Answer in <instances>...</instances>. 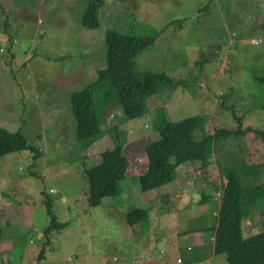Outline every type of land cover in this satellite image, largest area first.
Listing matches in <instances>:
<instances>
[{
    "label": "rangeland",
    "instance_id": "obj_1",
    "mask_svg": "<svg viewBox=\"0 0 264 264\" xmlns=\"http://www.w3.org/2000/svg\"><path fill=\"white\" fill-rule=\"evenodd\" d=\"M88 1L0 0V127L20 131L39 152L37 159L28 150L0 157V211L5 214L0 264H35L42 246L38 264H171L145 253L146 237L153 252L187 264L195 251L186 250L184 240L192 244L195 238L178 232L216 218L226 166L252 165L257 175L244 177V185L264 182V139L252 131L220 139L212 145L207 167L182 164L176 178L147 191L137 181L147 169L144 149L159 137L161 112L168 120L202 114L206 133L234 130L235 112L242 128L264 133V0H103L99 25L92 28L81 23ZM110 27L156 32L135 55L134 69L163 72L183 83L173 88L160 83L144 99L143 114L129 120L114 97L95 93L104 133L96 145H88L75 137L68 95L95 81L106 67L104 35ZM113 133L128 163L125 176L117 195L91 206L84 170L113 147ZM205 196L207 204L201 205ZM46 197L56 219L65 222L50 231L47 243L42 232L48 222ZM10 204L16 212L18 206L28 208L20 222L10 220ZM134 207L145 208L147 215L130 225L125 214ZM246 208L244 237L264 228V195ZM193 211L203 215L181 219ZM203 231L210 237L213 229ZM174 235L184 243L178 252L168 242ZM217 255L197 264H227L225 253Z\"/></svg>",
    "mask_w": 264,
    "mask_h": 264
},
{
    "label": "trees",
    "instance_id": "obj_2",
    "mask_svg": "<svg viewBox=\"0 0 264 264\" xmlns=\"http://www.w3.org/2000/svg\"><path fill=\"white\" fill-rule=\"evenodd\" d=\"M102 5L103 0H89L82 14L81 23L90 28L98 26ZM155 35L156 32L138 34L121 31L117 27L106 29L104 35L106 67L98 70V78L95 81L81 89L71 91L68 95L70 111L75 120L77 141H85L86 144L93 145L104 133L96 111L94 96L97 95L99 98L103 92V97H114L120 105L124 118L129 120L143 114L144 99L156 93L160 83L172 88L183 83L169 78L163 72H138L134 69L135 55L153 42ZM232 114L238 122L234 130L218 128L214 133H206L203 131L205 117L202 114L187 116L180 120H168L161 112L157 123L159 137L147 144L144 149L147 169L137 176L142 191L160 188L172 181L176 178V170L182 164L199 163L201 168L207 167L211 162L212 145L220 139L238 137L248 131L264 139L261 130L250 126L242 128L241 117L236 116L235 112ZM194 131H197L195 136ZM198 133L200 135L196 137ZM112 139L114 145L101 153V162L84 170L88 182L86 197L91 206L98 205L103 197L119 193L118 184L124 178L128 166L116 133H113ZM26 150L35 153L33 158L37 159L39 152L27 144L23 133L0 127V157ZM262 168L264 169V153ZM248 174L257 175L252 165L240 164L237 168L226 166L224 169L226 183L219 190L217 216L209 226L213 229V253L215 255L225 253L227 264H264V228L246 237L242 234L241 221L247 212L246 207L255 204L264 195V182L244 185L243 178ZM206 197L208 196L202 198L204 202L200 204L206 203L208 200ZM43 203L48 222L42 232L47 243L50 231L63 228L65 222L56 219L48 197ZM146 215L145 208H131L125 214L126 223L131 225L139 222ZM1 239L0 228V241ZM44 253L45 248L42 246L35 264L44 258Z\"/></svg>",
    "mask_w": 264,
    "mask_h": 264
},
{
    "label": "crops",
    "instance_id": "obj_3",
    "mask_svg": "<svg viewBox=\"0 0 264 264\" xmlns=\"http://www.w3.org/2000/svg\"><path fill=\"white\" fill-rule=\"evenodd\" d=\"M99 139H97V141L93 145H96V143H98ZM99 162H100V160H99ZM124 176H125V174H124ZM162 195L166 197V196H168V193L164 192ZM209 203L210 202H208V204ZM205 204H207V203H205ZM205 204H201V205H205ZM217 204H218V202H217ZM12 205L13 204L8 205L10 220L13 218V220L20 222L22 213L25 210H28V208L24 209L23 207L18 206V209H20V211L16 212L14 209H11ZM15 208L17 210V204H15ZM29 209L33 210L32 207H30ZM213 209H215V208H213ZM197 214H198L197 217H201L203 215V213H199V211H193L191 213H188L187 216H185V217L183 216L181 219L186 220V218H190V217L193 218ZM16 215H19L20 217L18 218ZM4 216H5V214L2 211H0V225L1 226H3V223H4L1 221ZM202 220H203L202 222H204V223H198V225H195L192 227H190V226L186 227L185 226V227H183V229L181 228L180 231L178 232L181 235V237H184V239L186 237H188V235H190V234L194 235V238H195V240H191L192 244L189 243V240H187V239L184 240V243H186V250L195 251L194 252L195 254H192V253L190 254V256L188 258L189 262L187 264L203 263L211 255H214L213 254V231L210 234V237H209L208 233H204V231H203V230H208L209 226L214 222V217L212 219L213 222H211V221L208 222L207 219H205V218ZM10 224H12V223H10ZM22 224L24 225L23 222H22ZM5 225H9V224H5ZM184 225H186V224L184 223ZM1 226H0V228H1ZM207 226H208V228H206ZM150 234H151V232H150ZM150 234H149V237H150ZM149 239L151 242H149L148 238L146 237V239H144L142 243H144L143 247H144L145 253L148 254L150 257L155 258L157 261L158 260L164 261V262L169 261L171 264H182L183 263V259H180V257H177L176 263H174V261L167 254H166L167 257H165V255H160L158 253L153 252L152 247H150V244L153 245V241L151 240V238H149ZM168 242H169L170 246L173 247L174 252H178V249H180V247L184 246L183 241L177 240L176 235H174V241L169 239ZM211 243H212V246H211ZM161 253H162V251H161ZM179 259H180V262L178 261Z\"/></svg>",
    "mask_w": 264,
    "mask_h": 264
},
{
    "label": "built area",
    "instance_id": "obj_4",
    "mask_svg": "<svg viewBox=\"0 0 264 264\" xmlns=\"http://www.w3.org/2000/svg\"><path fill=\"white\" fill-rule=\"evenodd\" d=\"M50 191V190H49ZM217 196L218 197H216L218 200H219V192H217ZM214 214H216L217 215V213L215 212ZM179 262H180V259H179Z\"/></svg>",
    "mask_w": 264,
    "mask_h": 264
},
{
    "label": "clouds",
    "instance_id": "obj_5",
    "mask_svg": "<svg viewBox=\"0 0 264 264\" xmlns=\"http://www.w3.org/2000/svg\"><path fill=\"white\" fill-rule=\"evenodd\" d=\"M219 202V201H218ZM179 261V260H178Z\"/></svg>",
    "mask_w": 264,
    "mask_h": 264
}]
</instances>
